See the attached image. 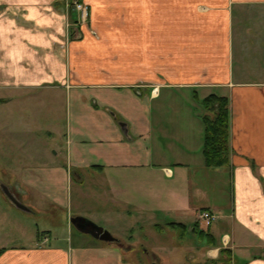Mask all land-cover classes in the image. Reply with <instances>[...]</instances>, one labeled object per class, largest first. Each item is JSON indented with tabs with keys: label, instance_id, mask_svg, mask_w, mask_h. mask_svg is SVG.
<instances>
[{
	"label": "crops",
	"instance_id": "obj_1",
	"mask_svg": "<svg viewBox=\"0 0 264 264\" xmlns=\"http://www.w3.org/2000/svg\"><path fill=\"white\" fill-rule=\"evenodd\" d=\"M73 1L0 0V104L21 109L36 98L65 127L50 130L59 135L55 153L64 161L33 164L19 154L17 165L4 168L10 181L0 179L14 199L6 194L31 211L38 207L21 194L64 203L52 191L73 178L85 182L84 171L105 179L111 172L124 213L129 206L151 209L153 199L168 227L191 236L200 229L199 209L218 214L204 230L205 247L185 246L191 257L198 252L215 261L222 247L228 264H264V0H79L88 5L91 26L77 23ZM109 15L129 16V23L108 26L101 18ZM200 90L201 99L229 98L224 168L205 164L204 112L172 99L188 91L199 98ZM162 93L172 98L156 104ZM226 171L230 199L221 202L215 184ZM49 234L46 241L0 245V264H156L131 257L140 253L132 237L64 247L51 244ZM158 246L142 243L141 250L167 253Z\"/></svg>",
	"mask_w": 264,
	"mask_h": 264
},
{
	"label": "rangeland",
	"instance_id": "obj_2",
	"mask_svg": "<svg viewBox=\"0 0 264 264\" xmlns=\"http://www.w3.org/2000/svg\"><path fill=\"white\" fill-rule=\"evenodd\" d=\"M101 20L108 26L122 25L129 23V16L109 15L103 16ZM85 23L91 26L89 14L86 22L82 24ZM126 34L124 37L129 43L130 32L128 31ZM123 50L126 51L124 56L129 58L130 48L124 47ZM199 95L198 98L194 91H188L178 93L172 98L162 93L154 102L156 104L158 102L165 103L171 98L177 102L191 101L196 110L204 112L201 90ZM26 103L21 109L12 104L8 106L0 104V179L6 181H10L12 176L5 173L4 168L10 170V167L17 165L20 162L19 159H16L19 154H26L28 157L26 161L33 164L61 163L64 161V153L58 155L55 153L56 150L61 149L59 135L50 131L55 127L65 129L62 120L58 119V122H53L54 118L52 120L51 117L46 116L49 113L47 108H38L36 98L32 97L28 99V104ZM52 122L54 126L51 124ZM221 168L224 167L221 166ZM84 175L86 177L85 182L73 178L72 181L65 184L62 190L52 191V194L57 195L58 198L67 199V202L65 200L64 203L60 202V199V201L57 199L58 202H56L55 198L52 199L48 195L40 197L39 193L25 192L21 194V199L24 202L33 203L32 205L38 207V209L33 208L31 211L17 207L0 185V245L28 244L37 240H45V233H48V239H50L49 233H51V244L64 247H76L81 240L86 239L102 240L78 230L71 223V215L79 214L94 220L114 235H123L125 238L132 237L137 241L140 245V249H138L140 253L139 255L132 254L131 257L147 259L156 264H226V255H222L220 256L221 259L213 261L207 255L198 254V252L196 257H191L186 250L188 245H191V241L206 246L208 226H201L195 233H192V236L190 232H183L180 228L168 227L164 223L163 212L156 208V202L153 199L149 202L152 205L151 209H144L141 206L133 209L129 206L132 212L124 213L120 208V202L114 200L115 176L113 173L109 172L104 175L106 179L99 172L91 170L84 171ZM215 185L218 188L217 197L219 201L229 200L231 176L228 171L222 175L219 174ZM108 187H111L112 191L106 193L104 189ZM213 193L214 191H211V195ZM137 199L140 205L145 200L140 194H138ZM156 222L164 224V230L158 229ZM222 242L224 244L223 238ZM142 243L151 246L158 244L164 247L165 245L166 248H159L158 251H166L167 253L147 256L141 250ZM181 244L184 245L183 248L180 246L178 249H173V246ZM181 251L185 253L182 254Z\"/></svg>",
	"mask_w": 264,
	"mask_h": 264
},
{
	"label": "trees",
	"instance_id": "obj_3",
	"mask_svg": "<svg viewBox=\"0 0 264 264\" xmlns=\"http://www.w3.org/2000/svg\"><path fill=\"white\" fill-rule=\"evenodd\" d=\"M204 106L203 154L209 167L228 165L230 162V107L226 95L210 93L201 99ZM197 221L195 227H197ZM204 231V230H201ZM3 247H0V253ZM220 256L228 253V248H220ZM222 254V255H221ZM220 256L218 259H221ZM228 260V259H227ZM226 264L227 261H226Z\"/></svg>",
	"mask_w": 264,
	"mask_h": 264
},
{
	"label": "water",
	"instance_id": "obj_4",
	"mask_svg": "<svg viewBox=\"0 0 264 264\" xmlns=\"http://www.w3.org/2000/svg\"><path fill=\"white\" fill-rule=\"evenodd\" d=\"M4 191L10 195L8 189L3 185ZM13 199L14 197L12 194L10 195ZM23 207L28 209L27 206L23 204ZM71 223L80 231L89 233L92 236L102 239L104 241H109V242H116L119 241V238L114 235L110 230L106 229L104 226L98 224L94 220L85 217L83 215H71Z\"/></svg>",
	"mask_w": 264,
	"mask_h": 264
},
{
	"label": "built area",
	"instance_id": "obj_5",
	"mask_svg": "<svg viewBox=\"0 0 264 264\" xmlns=\"http://www.w3.org/2000/svg\"><path fill=\"white\" fill-rule=\"evenodd\" d=\"M73 4L75 6V8L79 11V18L77 20L78 24H81L83 22H86V18L88 17V5L84 2H81L79 0H74ZM217 219V214L207 208H201L198 210L197 212V217H196V221L197 224L201 227L204 226H209L210 224H212V222H214ZM223 241L224 244L226 245L228 243V238L227 235H223ZM48 240L47 235L45 236V240Z\"/></svg>",
	"mask_w": 264,
	"mask_h": 264
},
{
	"label": "flooded vegetation",
	"instance_id": "obj_6",
	"mask_svg": "<svg viewBox=\"0 0 264 264\" xmlns=\"http://www.w3.org/2000/svg\"><path fill=\"white\" fill-rule=\"evenodd\" d=\"M9 193L11 194L10 190H9ZM13 193V192H12Z\"/></svg>",
	"mask_w": 264,
	"mask_h": 264
}]
</instances>
